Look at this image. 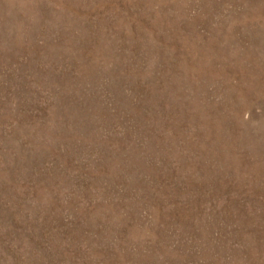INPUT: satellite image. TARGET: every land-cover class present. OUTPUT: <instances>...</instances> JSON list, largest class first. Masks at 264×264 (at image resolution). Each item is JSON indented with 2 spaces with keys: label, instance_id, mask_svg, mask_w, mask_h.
<instances>
[{
  "label": "rangeland",
  "instance_id": "374dc122",
  "mask_svg": "<svg viewBox=\"0 0 264 264\" xmlns=\"http://www.w3.org/2000/svg\"><path fill=\"white\" fill-rule=\"evenodd\" d=\"M0 264H264V0H0Z\"/></svg>",
  "mask_w": 264,
  "mask_h": 264
}]
</instances>
